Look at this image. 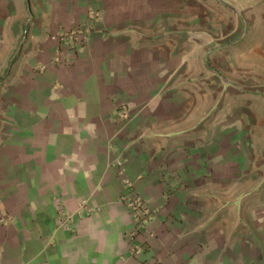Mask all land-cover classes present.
<instances>
[{
    "label": "crops",
    "instance_id": "obj_1",
    "mask_svg": "<svg viewBox=\"0 0 264 264\" xmlns=\"http://www.w3.org/2000/svg\"><path fill=\"white\" fill-rule=\"evenodd\" d=\"M223 1L0 0V264H264V0Z\"/></svg>",
    "mask_w": 264,
    "mask_h": 264
},
{
    "label": "built area",
    "instance_id": "obj_2",
    "mask_svg": "<svg viewBox=\"0 0 264 264\" xmlns=\"http://www.w3.org/2000/svg\"><path fill=\"white\" fill-rule=\"evenodd\" d=\"M3 220V216L0 215V221Z\"/></svg>",
    "mask_w": 264,
    "mask_h": 264
},
{
    "label": "rangeland",
    "instance_id": "obj_3",
    "mask_svg": "<svg viewBox=\"0 0 264 264\" xmlns=\"http://www.w3.org/2000/svg\"><path fill=\"white\" fill-rule=\"evenodd\" d=\"M220 1H223V0H217V2L221 4V2H220ZM223 2H224V1H223Z\"/></svg>",
    "mask_w": 264,
    "mask_h": 264
}]
</instances>
